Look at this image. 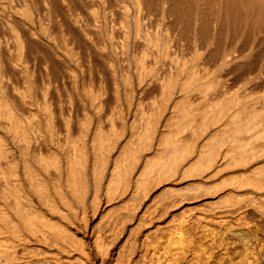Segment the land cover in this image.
<instances>
[{
	"label": "bare ground",
	"instance_id": "1",
	"mask_svg": "<svg viewBox=\"0 0 264 264\" xmlns=\"http://www.w3.org/2000/svg\"><path fill=\"white\" fill-rule=\"evenodd\" d=\"M183 1L0 0V264H264V58L245 65L256 35L223 38L264 0H218L229 16ZM42 41L56 58L39 74ZM78 68L96 120L74 119L73 95L54 105ZM110 78L120 117L102 106ZM237 82L259 92L247 115ZM197 100L211 104L172 124Z\"/></svg>",
	"mask_w": 264,
	"mask_h": 264
},
{
	"label": "rangeland",
	"instance_id": "2",
	"mask_svg": "<svg viewBox=\"0 0 264 264\" xmlns=\"http://www.w3.org/2000/svg\"><path fill=\"white\" fill-rule=\"evenodd\" d=\"M183 1V0H182ZM188 1V0H187ZM217 1V2H216ZM205 0V1H201V0H198V3H194L195 5L197 4H199L198 5V7H200V8H202V7H204L205 6V4H207L205 7L207 8V10L210 12H213V11H215V8H216V10L217 9H219V10H224V11H226V7H224L223 8V5H221V3H219V1L218 0ZM184 2V5L182 4ZM183 2H181V6H183V7H185V9H187L188 7H189V5L188 4H190L189 2L190 1H188V3L186 2V4H185V1H183ZM200 3H201V5H204V6H200ZM214 4H217V7H216V5H214ZM187 5H188V7H187ZM194 5V6H195ZM214 5V6H213ZM219 5H221V6H219ZM212 6H213V8H212ZM197 7V6H196ZM220 7H222V8H220ZM230 8V7H229ZM212 9H213V11H212ZM231 9V8H230ZM231 11L232 10H228V8H227V11H226V14L225 15H228L229 16V14L231 13ZM227 12H229V13H227ZM246 12V13H245ZM223 13H225V12H223ZM250 12H248V11H246V9H243L242 10V17L244 16V21L243 20H236L235 18H234V20H232L233 19V17H235V15L232 17V13H231V15H230V17H231V19H230V17L228 18V20H227V22H228V24H226L227 26L225 27V32H223V38H225V37H230V36H232L233 34H234V32H237L236 34L238 35V33H239V35L238 36H240V37H242V41H247L248 40V38H249V40H253V39H251L252 37H254V35H256L255 37H256V41L258 42V44H257V46H256V48H255V51H254V54H253V58H251V59H254V60H251L250 58H245L244 59V61L246 62H242V64H244L245 63V65H247L249 62H252L253 64H252V66L251 65H247V67H248V69H252V71H254V70H257V69H259L260 67V65L259 64H261V63H263L264 61H261V60H263V58H264V14L262 13H260L259 11H257V10H255L254 11V13H251V14H249ZM230 20V21H229ZM239 21V22H235V23H237V24H235L234 23V21ZM241 21H243V22H241ZM226 22V23H227ZM231 22V23H230ZM238 27V28H237ZM234 30V31H233ZM237 30V31H236ZM238 30L240 31V32H238ZM257 32V33H256ZM231 33V34H230ZM256 33V34H255ZM229 34V35H228ZM241 34V35H240ZM257 35H258V37H257ZM258 38H260V40L258 39ZM255 39V38H254ZM259 41H258V40ZM45 41L47 40V39H44ZM45 41H42V42H39V43H42V45L40 44V51L41 50H43L42 52H40V51H38V57H39V59H41L42 57H46L47 55H48V53H50V54H54L51 50V47H54V46H52V45H54V43H50L51 44V47H48V50H46L47 49V45H46V47H45V44H46V42ZM44 42H45V44H44ZM44 46V47H43ZM41 47H43V48H41ZM44 49H45V51H44ZM41 54V57L39 56ZM43 54H44V56H43ZM49 54V55H50ZM189 55H191V54H189ZM38 57H37V59H38ZM53 57L54 58H56L55 57V54L53 55ZM44 58H42L40 61L42 62V61H45L44 60ZM46 59V58H45ZM56 60H58V59H56ZM55 60V61H56ZM86 60H87V64H92V62L93 61H91V60H93V56H92V58L91 59H89V57L88 58H86ZM251 60V61H250ZM261 61V63H260V61ZM36 61H38V62H40L39 60H36ZM257 63H256V62ZM259 61V62H258ZM38 62H36V64H38ZM254 63H256L255 65H254ZM259 63V64H258ZM35 64V67L36 66H38V67H36V71H37V69H38V72L39 71H41L42 72V67L43 66H45V62H42V63H39L38 65H36ZM257 65H258V68H257ZM262 65V64H261ZM42 66V67H41ZM256 66V67H255ZM246 66H244V68L242 69V71L245 69V71H246V69L247 68H245ZM252 67H254V68H252ZM263 67H264V65H263ZM41 68V69H40ZM44 68V67H43ZM257 68V69H256ZM247 69V71H249ZM264 69V68H263ZM43 70H45V68L43 69ZM37 72V73H38ZM41 72H39V74L41 73ZM44 72V71H43ZM78 73H79V76H78V82L76 83V85H75V83H74V81H72L71 82V80H67L66 81V83L65 84H62V88H61V92L62 93H60L59 94V92L58 91H56V90H53V95H54V105L56 106V104H58V103H60L61 102V100H63L64 98H65V96H67V97H69V95H70V97L72 96L73 97V99H74V105H76V107L74 106V109H73V111H74V113H73V116H74V119H76V121H78V120H81L82 118L84 119L85 118V116H86V114L85 113H83V111H85V106H86V111L87 110H90V112H91V114L92 115H90L89 116V118L92 120V118L93 119H98L97 117H99V116H102L101 114H100V111H99V115L97 114V113H95V115L93 114V111L95 110V112H96V110L98 111L99 109L97 108H95L96 106H92V104L90 103V101H89V96L87 97V95H89L88 93V91L89 90H86V88H85V86H87L88 85V83L90 82L91 83V80H90V74L89 73H87V81H86V83L82 80L83 79V76H82V72H81V69L80 68H78ZM95 73L97 74V71H96V69H95ZM89 74V75H88ZM82 78V79H81ZM81 79V80H80ZM120 79V78H119ZM120 82L122 83V80L120 79ZM113 83V81L111 80V78L110 79H108V81L107 80H105L104 81V84L106 85L105 86V88L108 90L107 92H105V89L103 90L104 92V95L102 96V97H105V98H102V101H104V105L102 104V106H105L104 108H105V110H107V112L109 111V109H111L112 107V109H114L115 107V109L114 110H110V112L109 113H111V115H114V116H116V114H117V112H121V115L119 114H117V116L118 117H120V116H123L122 115V111H123V114H125V113H127V109H128V105H130V102L127 100L128 99V93H127V95H126V92L121 88V90L123 91H121V90H119L120 92H118V90L117 89H115L114 87V84H112ZM83 85V86H82ZM241 85H243V82L242 83H240V82H237L236 84H235V86H234V88L232 89V92H233V94H239V95H241L242 97H243V103H241V108L242 109H245V113H244V115H247V113L251 110V109H253V107H254V104H253V101L256 99L255 97H254V95H258V93L259 92H254V87H251L252 88V90L250 91V93L249 94H246L247 96H244L245 94L241 91ZM77 86H78V88H77ZM9 89H12L11 87H8ZM81 88H85V90H83V89H81ZM88 88V87H87ZM7 91L9 90V89H7V87L5 88ZM74 89V90H73ZM89 89V88H88ZM250 89V88H249ZM80 90H81V92H80ZM115 90H117V91H115ZM10 91V90H9ZM85 91H87L88 93H86ZM113 91H115V92H113ZM67 92H69V93H67ZM77 92H79V93H77ZM152 92V91H151ZM150 92V93H151ZM58 93V94H57ZM83 93H85V95L83 94ZM117 93H119V94H117ZM122 93V94H121ZM131 93L132 92H130V94H129V97L131 96ZM64 94V95H63ZM78 94V95H77ZM156 94V95H155ZM231 93H229L228 94V96L229 97H226L225 98V102L224 103H227L231 98H232V96H233V94H231ZM244 94V95H243ZM117 95V96H116ZM145 95V99H144V103H143V110L145 111V113H144V117H143V119H140L139 120V122H138V125L136 126V130L137 129H139L140 128V130L139 131H142L143 132V130L145 131V127H146V125L145 124H147V122L150 120V119H153V118H151V117H153V116H155V113L156 114H158V112H159V108L160 107H157V106H159V103H157L158 101V99H159V97H160V95L159 94H157V92L154 90L153 92H152V94H144ZM60 96V97H59ZM125 96H127V97H125ZM140 96V94H139V92L135 95V94H133V96H131L132 98H129V100L131 101V99H136L137 97H139ZM77 97V98H76ZM120 99H119V98ZM136 97V98H135ZM60 99V100H59ZM117 99H119V100H117ZM252 100V101H251ZM208 101V100H207ZM156 102V103H155ZM195 102V101H194ZM193 102V104H191V102L190 101H185V102H182L180 105H179V107H178V114H176L171 120H172V124H177L178 122H180V120H182V118L184 117V115H186L185 114V110L186 109H188V108H190L191 110H192V112L193 111H196V112H200V111H202L204 108H207L211 103H209V101H208V103L206 102V100L205 101H200V100H197L195 103ZM86 103H87V105H86ZM117 103V104H116ZM119 104H122L121 105V107H119L120 105ZM253 104V105H252ZM89 105V106H88ZM244 105H246V107L244 108ZM111 106V107H110ZM118 106V107H117ZM122 106H124L123 108H122ZM127 106V107H126ZM91 107H93V108H91ZM109 107V108H108ZM157 107V108H156ZM120 108H122V109H120ZM79 109V110H78ZM81 109V110H80ZM91 109H92V111H91ZM118 109V110H117ZM126 109V111H124ZM60 109H57V113H61V110L59 111ZM117 110V111H116ZM121 110V111H120ZM112 111L114 112V114L112 113ZM89 112V113H90ZM115 112H116V114H115ZM125 112V113H124ZM66 113H67V115H69L68 114V111H66ZM59 114H58V118H61L60 116H59ZM75 114H77V115H75ZM80 114H81V119H80ZM104 115H105V113H104ZM141 115V114H140ZM139 115V116H140ZM75 116H77V117H75ZM79 116V117H78ZM116 116V117H117ZM96 117V118H95ZM103 117H106L107 118V116L105 115V116H103ZM102 117V118H103ZM157 117H158V115H157ZM57 118V119H58ZM105 118V119H106ZM155 118V117H154ZM62 119V118H61ZM89 119V120H90ZM104 119V118H103ZM104 119V120H105ZM116 119H118V118H116ZM149 119V120H148ZM157 118H155V120H156ZM154 120V119H153ZM58 121H60V119H58ZM118 122H119V120H117ZM122 121H124L123 119H122ZM142 121V122H141ZM120 122H121V120H120ZM145 122V123H144ZM144 123V124H143ZM139 124H141V126H143V128L139 125ZM145 125V126H144ZM138 127V128H137ZM121 143V142H120ZM120 145V144H119ZM125 146H126V144L124 145V147H121V148H123V149H126L125 148ZM121 148H119V146L118 147H116L114 150H113V152H115V153H113V155H118V157L120 156L119 154H122L121 156H124L123 154H124V150H122ZM119 149V150H118ZM118 150V151H117ZM121 150V151H120ZM117 151V152H116ZM119 152H122V153H119ZM153 152V151H152ZM151 155H153V154H151ZM119 157V158H122V157ZM91 217V216H90ZM82 229H81V231H80V229H78V226H76L74 229L76 230L77 229V231L79 232L80 231V234H83L85 237H84V239L86 240V242H88V241H90V244H91V235H90V231H89V229H90V226H89V228H88V231H87V229H86V226L84 227L83 225H82V227H81ZM87 235V236H86ZM87 237V238H86ZM91 263H92V261H91ZM92 264H95V263H92Z\"/></svg>",
	"mask_w": 264,
	"mask_h": 264
}]
</instances>
